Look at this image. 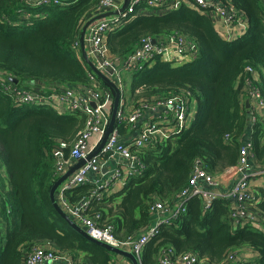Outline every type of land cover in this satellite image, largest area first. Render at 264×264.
<instances>
[{
  "label": "trees",
  "instance_id": "16d2710c",
  "mask_svg": "<svg viewBox=\"0 0 264 264\" xmlns=\"http://www.w3.org/2000/svg\"><path fill=\"white\" fill-rule=\"evenodd\" d=\"M25 1L0 0V73L18 78L19 84L42 82L48 90L88 85L93 71L73 45L101 0H60L36 7L34 14L41 18L23 20ZM230 1L246 14L250 25L246 35L231 42L223 39L204 9L187 4L163 14L139 15L106 38L111 52L119 56H127L147 38L160 41L173 34L187 36L198 50V58L190 63L175 66L158 57L133 73L134 107L189 90L196 97L197 111L191 128L168 139L160 137L140 150L146 165L143 174L130 177L121 191L103 190L102 197L92 200L88 214L102 226H114L120 238L140 235L154 224L151 207L156 201L174 206L198 160L217 177L237 164L250 125L254 161L264 166V124L258 119L252 125L240 96L251 66L256 70L254 85L264 99V5L260 0ZM125 92L124 88V97ZM85 122L83 115L64 113L55 105L16 104L0 88V264H23L33 245L70 253L76 264H115L121 257L74 230L50 198L58 178L54 149L63 143L68 159ZM120 129L123 135L133 133L127 125ZM94 190L95 185L87 182L66 190L65 197L75 204ZM259 194L264 215V186ZM232 205L218 198L204 210L203 199L192 197L186 212L163 224L146 244L142 264H158L165 248L175 255L198 252L220 264L243 245L258 256L255 262L240 264H264V231L251 225L235 228Z\"/></svg>",
  "mask_w": 264,
  "mask_h": 264
},
{
  "label": "built area",
  "instance_id": "2783aa9c",
  "mask_svg": "<svg viewBox=\"0 0 264 264\" xmlns=\"http://www.w3.org/2000/svg\"><path fill=\"white\" fill-rule=\"evenodd\" d=\"M264 5V0H260ZM132 0L129 7L117 15L99 19L91 24L87 30L86 43L88 54L93 62L110 78L118 83L124 91L122 72L124 70L137 72L143 69L146 63L160 57L162 60L175 66L190 63L198 58L195 42L185 35L173 34L163 40L152 42V38L145 39L141 45L127 56H119L111 52L107 43V35L118 27L131 22L139 15L163 14L168 9H176L184 4L204 9L214 23L216 29L226 41H234L246 35L250 25L246 14L237 8L230 0ZM60 0H26L22 14H28L30 8L41 5L59 4ZM122 0H101L89 15L88 19L108 11L119 10ZM174 6V7H173ZM172 7V8H170ZM73 48L81 55L79 39L74 42ZM82 57V56H81ZM247 81L241 91L244 95L255 98L260 106H264L261 91L254 85L256 70L247 68ZM90 83L83 87L56 86L48 90L45 84L36 81V84H15L5 75L0 76V88L8 94L14 103L28 106L59 107L64 113L83 115L85 126L78 133L74 141L69 158L64 157L63 146L59 144L54 149L57 157L56 174L58 178L70 167L68 162L75 163L87 159L100 144L110 123L113 110L115 92L101 80L94 72H89ZM249 112L253 123L259 119L254 108ZM197 111V100L189 90L144 100L134 108H128L123 95L117 113V121L113 131L102 150L80 166L59 188L62 202L66 211L76 219L89 234L113 246L131 250L141 256L149 240L156 236L163 224L170 223L180 214L186 212L188 201L192 197H200L204 202V210H209L216 199L226 198L233 202L230 210V220L235 227L251 225L256 230L264 231V215L259 207L260 194L252 188V180L264 177V166H252L254 144L250 138L244 140L240 147L237 164L224 170L223 176L234 178L229 189H223L222 179L210 173L198 160L190 176L188 185L179 194L178 202L168 206V202L156 201L151 210L156 216L155 223L140 235H130L123 239L116 235L114 226H102L87 212L94 198L102 197V190L110 184L122 182L132 176L141 175L146 170L140 150L155 142L160 137L165 139L179 134L194 123ZM127 125L133 133L124 136L120 127ZM135 132V133H134ZM134 134V135H133ZM110 154H117V162L112 178L103 181L100 175L103 171L102 160ZM98 180L94 194L83 198L77 203H70L65 197V191L90 181L91 176ZM227 186V184H225ZM237 224V226H236ZM239 250L228 254L220 264H232L237 258ZM141 260V258H140ZM255 262L256 257L243 258L241 261ZM142 263V262H141ZM23 264H76L68 259L66 253L53 249L33 245L23 259ZM158 264H215L198 252H185L175 255L171 248H165Z\"/></svg>",
  "mask_w": 264,
  "mask_h": 264
},
{
  "label": "water",
  "instance_id": "95a60500",
  "mask_svg": "<svg viewBox=\"0 0 264 264\" xmlns=\"http://www.w3.org/2000/svg\"><path fill=\"white\" fill-rule=\"evenodd\" d=\"M132 0H123V3L118 10H113V11H108V12H103L100 14H97L91 18H89L85 24L83 25L81 32H80V48H81V56L84 59V61L88 64V66L92 69V71L98 76L99 79L103 80L108 84L109 87L113 89L115 92V98H114V103H113V110L111 114V119L110 123L108 125V128L106 130L105 135L103 136L99 146L90 154L88 155L87 159L92 158L93 156L97 155L102 148L104 147L106 141L108 140L111 132L113 131L116 121H117V113L120 107V103L123 97V91L122 88L118 85L116 81H114L112 78H110L108 75H106L90 58L88 54V48H87V43H86V34L88 28L91 26L92 23L95 21L108 17L110 15H117L121 12H124L130 5ZM152 42H156V39H152ZM9 80L12 81L15 84L19 83V79L9 76ZM87 159H82L77 162H75L72 166H70L57 180L54 182L51 190H50V198L53 203L54 208L56 211L68 222V224L76 231H78L80 234H82L84 237L89 239L90 241L106 248L107 250L124 256L128 258L132 264H142L140 260V256L136 253H134L131 250H127L124 248L116 247L113 246L109 243H106L102 240H99L89 234V232L83 227L76 219H74L70 213H68L63 206L60 204L58 198H57V192L61 185L64 183L66 179H68L80 166H82ZM103 171H105V168H103Z\"/></svg>",
  "mask_w": 264,
  "mask_h": 264
},
{
  "label": "crops",
  "instance_id": "0c3cea01",
  "mask_svg": "<svg viewBox=\"0 0 264 264\" xmlns=\"http://www.w3.org/2000/svg\"><path fill=\"white\" fill-rule=\"evenodd\" d=\"M123 1V0H122ZM170 8H172V7H170ZM168 10H170V9H168ZM167 10V11H168ZM110 34V33H109ZM109 34L107 35V37L109 36ZM164 39H166V38H164ZM122 74H124L125 76H126V79L128 80V81H130V76H131V86L133 85L132 83H134V80H135V78H134V75H133V73H130V71H128V70H124L123 72H122ZM3 74L2 73H0V76H2ZM19 82H20V80H19ZM26 84H30L31 86H33L34 84H36V81H34V80H32V81H27L26 82ZM124 86H125V84H124ZM125 88V90H126V87H124ZM128 90H126V92H125V100H126V103H127V106H128V108H133L134 106H133V102H132V98H133V93H129V92H127ZM133 91V90H132ZM242 100L243 101H245V103H246V106H247V108L249 109L250 107H252V108H254L255 109V111H256V113H257V115H258V117H259V119H260V121L264 124V106H260L259 104H258V102H257V100L255 99V98H250L249 96H247V95H244L243 97H242ZM135 133V132H134ZM251 133H252V126L250 125V127H249V130H248V133L246 134V137L244 138V140H247L248 138H250V136H251ZM130 134H131V132H130ZM126 135H129V134H124L123 136H124V140H126V141H128V139H129V137H126ZM134 135V134H133ZM121 159H120V157L117 155V154H110V156L108 155V157H106V158H104L103 160H102V165H103V168H105V171L104 172H102V174L100 175V178L103 180V181H106V180H108V179H110V178H112V175H113V173H114V170H115V168H116V164H117V162L118 161H120ZM74 163H72L71 161L70 162H68V164H67V166L69 167V166H72ZM252 166L254 167V168H257V167H263V166H258V164H256V162L254 161V157H253V159H252ZM90 176H91V174H90ZM223 181V183H225V184H227V186L225 185V184H223V189H229L230 188V185L232 184V182H233V180H234V178H229L228 176H226V175H224L223 176V173H221L220 174V176H219ZM129 179H127V181H128ZM89 183H92V184H98V180L94 177V176H91V178H90V181H89ZM252 188L254 189V190H256L258 193H260L261 192V190H262V186H264V177H262V178H257V179H253L252 180ZM124 184L122 183V182H118V183H116V184H114V183H112V184H110V186L108 187V188H106V189H103V190H106L107 192H109L110 194H112V193H115V192H119V191H121L123 188H124ZM102 190V191H103ZM58 193H59V202H60V204L62 203L63 204V208L66 210V208H65V206H64V203L62 202V198H61V192H59V190H58ZM261 195V194H260ZM58 198V197H57ZM154 217L156 218V216L154 215ZM154 223H155V221H154ZM4 224H2V226H3ZM234 225V224H233ZM236 226H237V224H236ZM84 227V226H83ZM235 227V226H234ZM3 229H4V231H5V225H4V227H2ZM235 228H237V227H235ZM145 250V248L143 249V251ZM237 250H239L240 251V253L238 254V256H237V258L234 260V262L232 263V264H240V262H241V260L243 259V258H247V257H257L258 255H257V252H255V250L254 249H252V248H250L249 246H240V248L239 249H237ZM142 251V252H143ZM68 255V259L69 260H72V257H71V254L70 253H68L67 254ZM82 255V254H81ZM123 257V258H122ZM119 259H121V260H119ZM115 264H132L131 263V261L128 259V258H126V257H124V256H121L120 258L118 257V259L116 258L115 259Z\"/></svg>",
  "mask_w": 264,
  "mask_h": 264
},
{
  "label": "rangeland",
  "instance_id": "374dc122",
  "mask_svg": "<svg viewBox=\"0 0 264 264\" xmlns=\"http://www.w3.org/2000/svg\"><path fill=\"white\" fill-rule=\"evenodd\" d=\"M187 1V3H190L189 2V0H186ZM187 5H189V4H187ZM174 7V6H173ZM39 8H36V9H34V11L33 12H29L28 14H22V15H20V18L21 19H23V20H29L30 18H32L33 16H35L36 18H41V15H39V14H34V12L36 13L37 11L36 10H38ZM41 13V12H40ZM41 14H43V13H41ZM146 66V65H145ZM144 66V67H145ZM143 67V68H144ZM136 72V71H135ZM130 73H134V72H132V71H130ZM122 78H123V81H124V84H125V87H126V90H128L127 92H129V93H132V86H131V76H130V81H128L127 79H126V76L124 75V74H122ZM138 78L139 79H143V74H138ZM60 191V190H59ZM120 257V256H119ZM123 258V257H122ZM119 260H121V259H119Z\"/></svg>",
  "mask_w": 264,
  "mask_h": 264
}]
</instances>
